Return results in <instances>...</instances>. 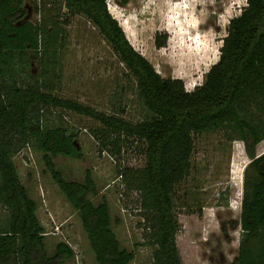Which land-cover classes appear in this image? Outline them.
<instances>
[{"label":"trees","instance_id":"16d2710c","mask_svg":"<svg viewBox=\"0 0 264 264\" xmlns=\"http://www.w3.org/2000/svg\"><path fill=\"white\" fill-rule=\"evenodd\" d=\"M108 1L41 0L44 14L40 23H34L25 19L26 0H0V203L9 210L7 218L0 220V264H60L75 256L65 241L57 243L54 254L47 252L38 204L14 161L30 144L47 153L52 177L80 212L98 264H129L135 258V250L123 248L113 229L109 202L95 204L89 198L96 193L93 178L71 181L56 168L51 155L84 156L75 142L78 131L63 118L51 120L49 112L58 108L100 122L97 135L114 153L132 139L144 143L147 164L125 167L120 175L127 190L138 193L150 224L148 241L156 246L153 264H183L175 192L191 174L195 134L222 130L229 139L244 141L251 162L245 169L243 233L239 256L230 264H264V153L257 156L256 152L264 140V0H247L241 13L230 20L218 61L193 91L186 89L182 78H164L136 50ZM64 7L68 12L63 22L69 23L71 14L85 15L111 44L136 79L151 114L148 119L133 122L56 93L58 60L66 45V31L59 24ZM168 38L167 33L157 32L156 46H166ZM29 49L38 58L40 72L20 80L26 76L22 68L30 64L25 55Z\"/></svg>","mask_w":264,"mask_h":264},{"label":"rangeland","instance_id":"374dc122","mask_svg":"<svg viewBox=\"0 0 264 264\" xmlns=\"http://www.w3.org/2000/svg\"><path fill=\"white\" fill-rule=\"evenodd\" d=\"M110 1H114L110 4ZM247 0H109L112 14L123 26L129 40L164 78H182L193 91L218 59L217 51L228 34L230 20L241 13ZM25 19L40 23L44 11L41 0H26ZM59 24L66 31V45L58 60L56 93L80 100L108 113H117L138 122L150 117L139 95L137 82L111 44L91 20L82 14L61 11ZM53 13V10H52ZM49 14H47L48 16ZM157 32L168 34L166 46L157 47ZM25 55L30 64L22 68L26 76L38 75L36 54ZM220 57V56H219ZM51 120L64 119L76 131V144L82 158L52 156L66 179L85 182L90 175L96 193L89 198L95 204L108 201L112 226L122 247L135 250L129 264H153L156 246L149 243L150 224L138 203V193L127 190L122 182L125 167L141 168L147 164L144 143L132 139L114 153L103 145L97 130L101 123L69 109H51ZM264 153V140L256 147ZM47 153L27 145L14 157L21 180L37 204V214L45 228L49 255L60 241L67 242L75 256L60 264H98L80 212L53 179L47 165ZM251 162L242 140H231L222 130L195 134L191 174L176 186L175 215L179 222L177 243L183 264H230L238 256L242 229V200L245 169ZM225 196L229 197L226 203ZM8 208L0 203V220Z\"/></svg>","mask_w":264,"mask_h":264}]
</instances>
